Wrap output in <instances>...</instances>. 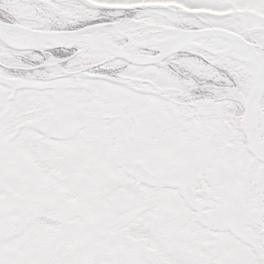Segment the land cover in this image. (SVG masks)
<instances>
[{"label":"snow or ice","instance_id":"1","mask_svg":"<svg viewBox=\"0 0 264 264\" xmlns=\"http://www.w3.org/2000/svg\"><path fill=\"white\" fill-rule=\"evenodd\" d=\"M0 264H264V0H0Z\"/></svg>","mask_w":264,"mask_h":264}]
</instances>
